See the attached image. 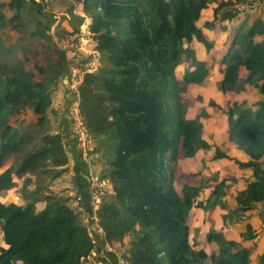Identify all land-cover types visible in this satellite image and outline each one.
Wrapping results in <instances>:
<instances>
[{
	"label": "trees",
	"instance_id": "16d2710c",
	"mask_svg": "<svg viewBox=\"0 0 264 264\" xmlns=\"http://www.w3.org/2000/svg\"><path fill=\"white\" fill-rule=\"evenodd\" d=\"M60 1L72 30L55 26L51 33L54 17L38 14L30 0H0V196L16 190L22 200H0V264H88L100 252L78 218L87 215L83 208L70 207L67 190L50 189L68 158L47 117L49 86L68 73L57 42L84 21L73 15L77 8L88 18L102 58L79 94L98 177L110 184L89 214L103 242L123 247L125 264H250L252 251L239 239H255L248 213L264 209L261 17L245 13L243 0ZM207 10L211 14L203 18ZM211 81L223 95L253 88L260 96L251 105L231 102L223 113L227 140L243 161L205 138L206 111L190 116L189 89ZM208 106L221 110L213 101ZM209 149L214 154L206 166L233 163L251 176L218 181L202 203L207 189L201 179L179 189L174 183L179 162ZM229 182L241 188L219 226L245 223L238 239H226L205 221L209 210L222 206ZM195 212L201 224L192 232L188 220ZM258 261L264 264V254Z\"/></svg>",
	"mask_w": 264,
	"mask_h": 264
},
{
	"label": "rangeland",
	"instance_id": "374dc122",
	"mask_svg": "<svg viewBox=\"0 0 264 264\" xmlns=\"http://www.w3.org/2000/svg\"><path fill=\"white\" fill-rule=\"evenodd\" d=\"M2 1L7 2L8 0H2ZM30 1L35 5V9L38 14L43 16L52 15L54 17L55 23L51 28V33L54 32L55 26L64 28L68 31L72 30L71 15L65 11V4H63L60 0H42V2H40L39 0H30ZM241 7L243 11H245V13H247L248 15H252L253 17H261L264 23V0H243ZM210 14H211L210 10L205 11L203 18L209 17ZM73 15L85 17V15L81 11H79L78 8L73 12ZM85 19L89 22L87 17H85L84 20ZM82 23H84V21ZM82 23L80 25H82ZM11 36L15 38V34H12ZM54 40H57V38L55 37ZM57 45L64 52L67 50L64 49V45L62 44V41L59 43L57 42ZM198 52L201 55L203 51L200 49ZM187 97L189 98V101L192 105L190 116L195 115L196 113H199L201 111H206L208 113V118H206L203 121L205 128V138L209 139V141L213 143V145L216 146L222 154H225L239 161H243L244 159H246L245 155L242 152L238 151L233 144L228 142L224 129L225 116L223 115V113L226 110L227 105L231 102L243 103L246 101L247 105H251L253 101H255L257 98H260L258 92L253 88H247V90L244 93H241L239 95H223L219 92V90L215 86V83L211 81L208 82V84L204 87H191L188 91ZM209 101H213L216 105H219L221 107V110L218 108L209 107L208 106ZM213 154H214L213 149H209L206 152H202L198 154L196 158L193 160H183L182 162H179L180 166L178 167L175 176V183H174L175 187L179 189L183 184L197 186L200 184V179H201V181H203V183L206 185L207 190H205L200 194V200L202 201V203H205V201L209 197L210 189L218 181L222 179L227 180L231 178L233 179L250 178L251 175L249 170L241 171L233 163L215 162L213 165L206 166V163L210 161ZM100 171H101V167L96 161V164L94 163V174L98 176ZM239 188H241V185L240 184L238 185V183H236V185L230 182L225 184L224 187L225 195L221 197L220 200L222 206H217L209 210L207 217L205 218L206 223L213 228L219 229L224 234L226 239H230V238L238 239L239 232H242L244 230L245 223L240 224L235 229L230 228L232 224L228 222L222 224L221 227L219 226L221 224L219 219L220 215L225 214L227 210H230L231 207H233L234 194ZM63 190H59V191H63ZM109 191L110 189L108 190V192ZM68 194L69 193H67V195ZM16 197H18L19 202L22 203V200L16 190L4 195L2 199H6V200H1V199L0 200L6 202H16L15 200ZM68 197H72V199L74 197L73 202L70 204V207L73 208L76 212H79L80 205L76 204L77 197L73 195L71 196L68 195ZM96 208L97 206L95 207V209ZM95 209H93L94 212ZM195 214L196 215L195 217H193V219L191 217L188 220L192 232L195 230L196 227H198L201 224L198 213L195 212ZM248 214H251V217L249 218V222L251 223V227L255 232L256 237L254 240L250 242H245L240 237L239 241L242 247L250 248L252 251V259L250 264H259L258 258L262 254H264V209H261V212L258 209L257 211ZM78 218L82 225L87 226L88 231L91 229V227L90 225H88L87 220H89V218H92L93 221L96 220L94 218V215L92 217H87V215L82 216L80 214ZM128 239L129 238H126V241H128ZM124 245L126 246L127 244L124 243ZM119 248H122L123 250V247H119ZM94 262H95L94 257L90 256L88 258V263L94 264Z\"/></svg>",
	"mask_w": 264,
	"mask_h": 264
},
{
	"label": "crops",
	"instance_id": "0c3cea01",
	"mask_svg": "<svg viewBox=\"0 0 264 264\" xmlns=\"http://www.w3.org/2000/svg\"><path fill=\"white\" fill-rule=\"evenodd\" d=\"M49 90L51 102L47 110V117L50 121L52 132L61 134L64 150L68 158L66 172L52 184L50 189L55 192L65 189L68 191L69 196H77L80 199V206L88 215L87 217H89V213L91 210L93 211V207L90 190L88 188V170L70 134L69 107L73 96L65 79L51 83ZM3 196H0V199L6 200L2 199ZM15 200L16 202L14 203L21 204L18 197ZM87 222L91 227L89 232L94 236L96 245L100 247L99 253H93L91 255L94 257V264H122L120 257L122 248H119L120 246L117 244L109 245L104 243L101 232L94 227L95 220L93 221L92 218H89ZM126 242L125 238L123 243L126 244Z\"/></svg>",
	"mask_w": 264,
	"mask_h": 264
},
{
	"label": "built area",
	"instance_id": "2783aa9c",
	"mask_svg": "<svg viewBox=\"0 0 264 264\" xmlns=\"http://www.w3.org/2000/svg\"><path fill=\"white\" fill-rule=\"evenodd\" d=\"M85 18L84 16H82ZM89 22L85 19L75 33H69L61 41L64 45L68 73L65 77L73 100L69 107L70 134L75 142L76 149L88 170V188L91 194L92 207L95 209L101 196L108 192L110 184L106 180H100L94 174V159L91 154L93 143L88 135L82 114L80 112L79 89L88 75L96 74L102 66L100 52L96 48V41L88 29ZM60 41V42H61ZM79 199L76 198L78 205ZM80 210V209H79ZM81 211V210H80ZM82 216L84 213L82 212ZM100 232V229H97ZM13 264H21L15 262ZM125 264V263H123Z\"/></svg>",
	"mask_w": 264,
	"mask_h": 264
},
{
	"label": "water",
	"instance_id": "95a60500",
	"mask_svg": "<svg viewBox=\"0 0 264 264\" xmlns=\"http://www.w3.org/2000/svg\"><path fill=\"white\" fill-rule=\"evenodd\" d=\"M89 214L92 215V211Z\"/></svg>",
	"mask_w": 264,
	"mask_h": 264
}]
</instances>
